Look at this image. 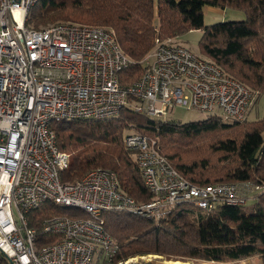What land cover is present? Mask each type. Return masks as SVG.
<instances>
[{
    "label": "built area",
    "instance_id": "1",
    "mask_svg": "<svg viewBox=\"0 0 264 264\" xmlns=\"http://www.w3.org/2000/svg\"><path fill=\"white\" fill-rule=\"evenodd\" d=\"M37 2L0 0V252L8 264H91L96 252L97 259H112L117 248L104 230L106 211L158 220L184 204L209 212L220 199L244 203L234 184H190L160 155L156 140L138 135L123 143L151 201L123 195L105 169L62 182L70 156L58 148L52 123L109 120L125 106L151 119L167 120L181 108L243 121L254 94L188 49L158 40L141 61L146 71L122 85L118 75L129 60L112 32L64 23L28 28ZM45 202L76 213L29 227V214ZM48 237L53 241L45 244Z\"/></svg>",
    "mask_w": 264,
    "mask_h": 264
},
{
    "label": "trees",
    "instance_id": "2",
    "mask_svg": "<svg viewBox=\"0 0 264 264\" xmlns=\"http://www.w3.org/2000/svg\"><path fill=\"white\" fill-rule=\"evenodd\" d=\"M204 8L242 11L245 20L204 26ZM59 22L111 30L129 60L118 75L122 85L146 71L141 61L156 39L201 30L200 56L251 93L264 95V0H38L26 26L40 29ZM51 127L58 148L70 155L68 168L60 174L62 182L105 169L115 174L126 196L139 203L151 201L133 153L123 145L124 134L131 130L154 138L161 156L190 184L240 187L238 196L244 203L220 199L209 212L186 204L158 220L103 212L104 230L119 246L109 264L148 255L193 264H236L252 258L264 264V117L242 122L207 117L180 123L154 120L125 106L113 119L63 121ZM75 213L45 202L29 214L28 224L39 230L45 219ZM52 241L48 237L44 243ZM0 264H8L1 252Z\"/></svg>",
    "mask_w": 264,
    "mask_h": 264
},
{
    "label": "rangeland",
    "instance_id": "3",
    "mask_svg": "<svg viewBox=\"0 0 264 264\" xmlns=\"http://www.w3.org/2000/svg\"><path fill=\"white\" fill-rule=\"evenodd\" d=\"M243 20H245V15L242 11L229 9V8H226L224 10H220L217 8H204V10H203L204 26H211V25L218 24V23L237 22V21H243ZM56 24H63V23L59 22V23H55V24H50V25H46L45 27H42V28H48V27L54 26ZM64 24H70V23L65 22ZM75 25H77V24H75ZM78 25H80V24H78ZM84 26H88V25H84ZM100 27H102V26H100ZM42 28H40V29H42ZM102 28H104V27H102ZM105 29H107V28H105ZM107 30H109V29H107ZM109 31L111 32V30H109ZM201 35H202L201 30H191V31H189L183 35H180V36L174 37V38H168L167 40H164V41L171 43V44H176V45L181 46L183 48H186L191 53H193L195 56H197L198 58L203 59V60L211 63V61H209L207 58L200 56L201 54L199 53L198 41H199ZM156 40L160 41L159 39H156ZM207 117H208L207 114H205L201 111H198V110H184L181 108H176L173 115L169 116V118H167V119L174 120V121H177L180 123H189V122L202 121V120L207 119ZM263 117H264V95H255L254 94L253 101L251 102V104L247 108V111L245 114V120L246 121H254V120L263 119ZM154 120L160 121V119H154ZM164 120H166V119H164ZM238 122H242V121H238ZM129 131L130 132H127L126 134H124L123 140L125 137L130 136V135H138V136H143V137L154 139L150 136L139 134V133L131 131V130H129ZM262 138L264 140V132L262 134ZM123 145H124V143H123ZM136 168H138L137 165H136ZM138 170H139V168H138ZM139 173H140V171H139ZM77 180H79V179H77ZM77 180H74L72 182H75ZM116 182H117V180H116ZM117 186H118V183H117ZM118 189H119V186H118ZM120 192L123 195H125L121 190H120ZM126 197H128V196H126ZM128 198H131V197H128ZM131 199H133V198H131ZM133 201L135 202L136 200L133 199ZM136 202H138V201H136ZM147 202H149V201H147ZM143 203H145V202H143ZM59 208H61V207H59ZM199 212L204 213V211H201V210ZM58 216H64V215H58ZM110 238L114 242H116V240L114 238H112L111 236H110ZM116 248H117L116 253L112 257V259L117 255L118 250H119V246H118L117 242H116ZM98 256H99V254L97 252L94 253L91 264H109L110 261L112 260V259H110L108 261H102V259H97ZM148 262H153L154 264H165V263L171 262V261H165V260L158 258L157 256L148 255V256L130 258V259L126 260L125 262L118 263V264H147ZM179 263L193 264L192 262H179ZM203 264H207V263H203ZM236 264H260V263H259V260L257 258H252V259H247V260L241 261V262L236 263Z\"/></svg>",
    "mask_w": 264,
    "mask_h": 264
},
{
    "label": "bare ground",
    "instance_id": "4",
    "mask_svg": "<svg viewBox=\"0 0 264 264\" xmlns=\"http://www.w3.org/2000/svg\"><path fill=\"white\" fill-rule=\"evenodd\" d=\"M165 264H183V263H179V262H167Z\"/></svg>",
    "mask_w": 264,
    "mask_h": 264
}]
</instances>
